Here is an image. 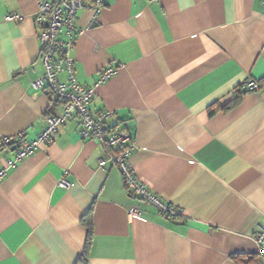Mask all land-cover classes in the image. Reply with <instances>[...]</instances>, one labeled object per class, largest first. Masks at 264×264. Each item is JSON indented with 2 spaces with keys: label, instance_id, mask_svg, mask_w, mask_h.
<instances>
[{
  "label": "crops",
  "instance_id": "obj_1",
  "mask_svg": "<svg viewBox=\"0 0 264 264\" xmlns=\"http://www.w3.org/2000/svg\"><path fill=\"white\" fill-rule=\"evenodd\" d=\"M43 1L0 0V264H77L86 249L88 264H264V3L104 0L77 16L76 80L95 90L93 113L130 131L134 174L171 219L100 168L77 118L21 161L15 141L2 146L36 141L62 112L33 86L46 74ZM106 69L117 73L97 85ZM249 80L262 88L237 100Z\"/></svg>",
  "mask_w": 264,
  "mask_h": 264
},
{
  "label": "built area",
  "instance_id": "obj_2",
  "mask_svg": "<svg viewBox=\"0 0 264 264\" xmlns=\"http://www.w3.org/2000/svg\"><path fill=\"white\" fill-rule=\"evenodd\" d=\"M264 3V0H261ZM87 3L98 14L104 7V0H51L43 1L39 5V11L35 17L37 26L41 29L39 42L41 44V59L45 66L46 74L33 83L39 91H47L53 100L61 104L62 112L54 114L47 119V129L36 141H28L23 134L15 138H6L2 146L16 142L20 151L17 160L21 161L32 155L42 145H51L59 135L60 128L72 119H79V135L82 140L95 139L102 147L104 155L100 160V168H117L124 180L126 190L130 197L143 200L155 206L160 213L168 218L175 219L179 211L162 203L152 195L147 187L138 180L131 166V160L135 151V142L128 130L112 129L109 121L116 113L106 111L95 114L91 111V103L95 96L93 88L81 86L76 80V61L73 51L80 30L76 27L78 14L87 7ZM18 15L6 17V21L19 20ZM117 73L116 69H106L99 78L97 85L109 81ZM66 75V80L61 81L59 76ZM242 90L257 92L260 86L257 82L249 80L245 82ZM10 166L15 163H10ZM7 174V169L0 171V182ZM61 189H68L70 185L66 180L59 182ZM136 211L133 210L132 213ZM259 246H264V234L257 239ZM261 251V256H263Z\"/></svg>",
  "mask_w": 264,
  "mask_h": 264
},
{
  "label": "trees",
  "instance_id": "obj_3",
  "mask_svg": "<svg viewBox=\"0 0 264 264\" xmlns=\"http://www.w3.org/2000/svg\"><path fill=\"white\" fill-rule=\"evenodd\" d=\"M260 88H262V86H260ZM246 93H249V92L248 91H244L241 88L238 89L236 91V94H238V96H239L237 100H239L241 98V96L243 94H246ZM82 223H83L84 226H86L89 229L90 238H91V235H92V222H91V219L90 218L84 219L82 221ZM87 254H88V252H87V249H86V251L83 253V255L78 260L77 264H88V255ZM248 261L249 262H245V264H250L253 261V259H251V260L249 259Z\"/></svg>",
  "mask_w": 264,
  "mask_h": 264
}]
</instances>
